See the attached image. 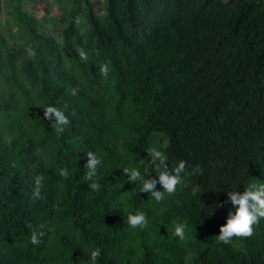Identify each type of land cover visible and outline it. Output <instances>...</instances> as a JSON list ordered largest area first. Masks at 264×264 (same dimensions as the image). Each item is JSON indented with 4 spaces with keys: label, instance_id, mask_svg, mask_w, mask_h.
I'll return each instance as SVG.
<instances>
[{
    "label": "trees",
    "instance_id": "obj_1",
    "mask_svg": "<svg viewBox=\"0 0 264 264\" xmlns=\"http://www.w3.org/2000/svg\"><path fill=\"white\" fill-rule=\"evenodd\" d=\"M15 16L20 61L12 45L1 44L12 74L18 69L39 103L33 128L13 122L0 130V264H91L96 248L97 264H264V218L251 237L217 238L235 212L224 203L227 193L264 184V0H104L102 14L93 2L75 0L61 44L27 12ZM78 49L114 97L112 113L68 66L67 57L84 64ZM49 106L70 121L61 134L43 117ZM121 108L130 120L119 150L113 128ZM154 133L166 141L159 151L170 171L186 162L188 186L150 204L160 211L155 219L186 225L190 253L171 232L153 231L149 195L124 172L147 177ZM88 152L101 160L92 181L85 179ZM157 163L148 165L152 178ZM38 176L43 186L33 199ZM140 212L148 226L130 227L128 216ZM33 232L43 233L38 245Z\"/></svg>",
    "mask_w": 264,
    "mask_h": 264
},
{
    "label": "rangeland",
    "instance_id": "obj_2",
    "mask_svg": "<svg viewBox=\"0 0 264 264\" xmlns=\"http://www.w3.org/2000/svg\"><path fill=\"white\" fill-rule=\"evenodd\" d=\"M94 3L100 13H103L104 0H89ZM75 0H0V130H9L13 122H22L23 127L26 129L33 128V118L36 112L37 105L39 103V95L35 88L29 84L23 78H20L18 69H16L17 75H13V70L10 67V61L8 59V53L5 47L2 45L4 42L12 45L13 56L16 60L20 61L21 56V42L22 39L18 36L17 21L15 16V10L27 12L29 16H32L36 20L39 31L52 36L58 43L61 44V32L64 28L67 20V15L70 9L73 7ZM81 5L84 6V0H81ZM3 39V41H1ZM2 43V44H1ZM4 44V45H5ZM66 62L70 68H72L83 87H85L91 94L102 95L107 104L108 111L112 113L114 109L115 99L112 97L107 88L104 85V81L92 67L84 61V64L74 65L67 57ZM18 68V64L15 65ZM18 83L22 85L23 91H20ZM120 115L114 117L113 136L116 139L119 150H121V141L128 138L127 124H129V111L125 108H121ZM9 122V123H8ZM166 141L162 134L154 133L151 137L150 150L155 148L164 147ZM43 151V156L47 160L48 155L43 147L40 148ZM149 160L144 166V174L151 177L148 165L153 158L148 154ZM152 178V177H151ZM187 183L181 179V184L178 188L187 187ZM156 190H162L158 184ZM149 200L146 205V210L152 211L149 213L150 218H154L151 221V226L154 232H157L162 237L166 238L169 232L174 235V225L163 222L162 219H155L156 215L160 214L159 210L154 209V205L150 204L153 199L152 195L148 193ZM187 235L185 232V238L183 239L185 250L190 253V246L187 244ZM236 248H241L240 243H235Z\"/></svg>",
    "mask_w": 264,
    "mask_h": 264
},
{
    "label": "clouds",
    "instance_id": "obj_3",
    "mask_svg": "<svg viewBox=\"0 0 264 264\" xmlns=\"http://www.w3.org/2000/svg\"><path fill=\"white\" fill-rule=\"evenodd\" d=\"M78 54L82 61L88 60V55L83 49H78ZM29 58H35L36 53L33 49H28ZM100 72L104 77H107L109 68L107 64H104L100 68ZM75 95V92H73ZM43 117L47 120L53 121L54 127L57 134H61L64 131V126L68 125L70 121L67 116L56 107L49 106L43 111ZM149 155L154 161H158L156 164L157 175L155 178L144 177L141 175L139 170L124 169L125 174L128 177V182L136 183L141 182L142 187L140 192L150 193L156 202H161L165 199V195H173L176 193L178 186L181 184V174L186 170V162L179 161L172 169L169 170V165L167 164V156L155 148L150 150ZM84 165L87 168V173L85 179L92 181L97 175V168L101 164V160L93 153H87V160ZM200 171L197 166L194 170ZM60 176L62 178H67V169L60 170ZM160 185L162 190H156L157 185ZM43 186V177H36L35 187L32 193L33 199L40 198V190ZM90 187L93 191L99 190L98 183H91ZM227 201L235 207V212H229L226 223L222 225L219 229L218 240L224 244L231 243L234 237L238 238H248L253 235V226L259 222V219L264 218V184L259 187L253 185L252 187L239 193L237 191H229L227 193ZM223 206V205H218ZM128 224L132 228H145L148 226V220L143 212L138 214L128 216ZM186 225L184 223H177L174 226V235L180 240L185 238ZM42 232H33L31 236V243L33 245H38L40 241V236ZM100 249L96 248L90 253L91 264H97V260L100 257Z\"/></svg>",
    "mask_w": 264,
    "mask_h": 264
}]
</instances>
